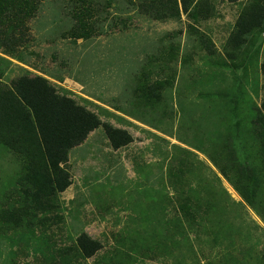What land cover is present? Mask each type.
Instances as JSON below:
<instances>
[{"label":"rangeland","instance_id":"1","mask_svg":"<svg viewBox=\"0 0 264 264\" xmlns=\"http://www.w3.org/2000/svg\"><path fill=\"white\" fill-rule=\"evenodd\" d=\"M136 1L98 0L97 33L76 40L73 4L43 0L18 58L0 50L5 83L42 75L133 139L115 149L100 127L73 148L58 217L0 232V264H42L57 249L71 257L82 232L102 248L81 264L263 262L264 175L250 205L236 172L227 178L218 163L231 164L232 145L239 160L260 165L252 123L264 101V25L236 49L229 38L251 0H204L205 18L168 20ZM166 81L150 99L148 89ZM20 167L0 145V202Z\"/></svg>","mask_w":264,"mask_h":264},{"label":"trees","instance_id":"2","mask_svg":"<svg viewBox=\"0 0 264 264\" xmlns=\"http://www.w3.org/2000/svg\"><path fill=\"white\" fill-rule=\"evenodd\" d=\"M43 0H0V50L18 58L21 47L30 41V21L37 15ZM73 4L75 24L69 35L78 40L89 39L99 29L98 0H69ZM112 0H108L111 4ZM137 9L155 20L178 19L185 13L189 18H204L210 11L204 0H138ZM264 25V0H251L236 22V30L229 38L234 48L249 41L250 36ZM4 58V57H3ZM6 59V58H4ZM7 60V59H6ZM264 73V62L262 63ZM146 83V82H145ZM145 83L139 86L143 92ZM150 87V99L158 98ZM173 83V82H172ZM231 101L237 104V99ZM237 122V121H236ZM240 124L237 122V130ZM103 127L110 144L119 149L132 142L125 129L103 122L95 111L79 103L74 97L62 93L58 87L42 75L23 74L10 84L0 78V145L6 147L21 161L13 186L6 191L5 201L0 202V232L9 229H32L58 217L61 208L60 195L72 183V175L65 166L70 151L84 143L90 133ZM232 129V128H231ZM252 134L257 140L256 155L261 160L255 167L248 159L239 160L231 145V164L225 159V148L215 158L222 174L230 178L236 172V189L243 198L254 205L253 196L264 175V101L252 123ZM5 152V150H3ZM218 161V162H217ZM259 174V175H258ZM102 248L100 240L82 232L76 240V251L71 257L68 251L57 249L51 260L42 264H81L80 258H91ZM55 250V249H54ZM71 251L75 249H70ZM264 264V255L263 262Z\"/></svg>","mask_w":264,"mask_h":264}]
</instances>
